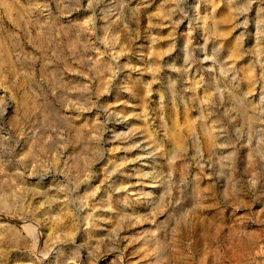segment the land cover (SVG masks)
Segmentation results:
<instances>
[{"label": "rangeland", "instance_id": "1", "mask_svg": "<svg viewBox=\"0 0 264 264\" xmlns=\"http://www.w3.org/2000/svg\"><path fill=\"white\" fill-rule=\"evenodd\" d=\"M0 264H264V0H0Z\"/></svg>", "mask_w": 264, "mask_h": 264}, {"label": "bare ground", "instance_id": "2", "mask_svg": "<svg viewBox=\"0 0 264 264\" xmlns=\"http://www.w3.org/2000/svg\"><path fill=\"white\" fill-rule=\"evenodd\" d=\"M220 16H221V15H220ZM222 17H225V16L222 15ZM222 17H221V18H222ZM219 18H220V17H219ZM224 21H225V20H224ZM206 136H207V135H206ZM208 142H209V141H208ZM208 144H209V143H208Z\"/></svg>", "mask_w": 264, "mask_h": 264}]
</instances>
